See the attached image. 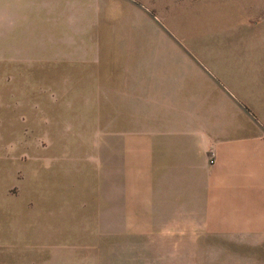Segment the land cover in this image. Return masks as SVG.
Segmentation results:
<instances>
[{"label":"crops","instance_id":"obj_1","mask_svg":"<svg viewBox=\"0 0 264 264\" xmlns=\"http://www.w3.org/2000/svg\"><path fill=\"white\" fill-rule=\"evenodd\" d=\"M201 81L193 58L163 57L161 26L138 0H0V103L12 123L58 131L65 160L104 144L109 176L123 187L152 179L154 209L171 219L264 227V140ZM128 193L123 202H141Z\"/></svg>","mask_w":264,"mask_h":264},{"label":"rangeland","instance_id":"obj_2","mask_svg":"<svg viewBox=\"0 0 264 264\" xmlns=\"http://www.w3.org/2000/svg\"><path fill=\"white\" fill-rule=\"evenodd\" d=\"M138 4L161 26L163 57L193 58L195 84L225 91L226 106L241 108L235 122L264 140V0ZM8 108L0 103V264H264V241H250L264 227L171 219L154 209L152 179L123 187L109 176L104 144L65 160L58 131L14 124ZM130 190L141 202L122 201Z\"/></svg>","mask_w":264,"mask_h":264},{"label":"built area","instance_id":"obj_3","mask_svg":"<svg viewBox=\"0 0 264 264\" xmlns=\"http://www.w3.org/2000/svg\"><path fill=\"white\" fill-rule=\"evenodd\" d=\"M211 163H214L215 160H214V154H212V157H211V160H210Z\"/></svg>","mask_w":264,"mask_h":264}]
</instances>
